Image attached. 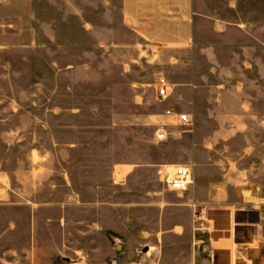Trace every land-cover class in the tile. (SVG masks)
<instances>
[{
  "label": "rangeland",
  "instance_id": "1",
  "mask_svg": "<svg viewBox=\"0 0 264 264\" xmlns=\"http://www.w3.org/2000/svg\"><path fill=\"white\" fill-rule=\"evenodd\" d=\"M112 2L114 11L119 10L118 0H34L36 22L26 32L33 35L36 56L10 48L15 42H8L6 55L0 56V177L22 195L19 201H51L39 219L40 260L45 264H174L171 209L186 202L188 191H168L157 173L164 165L192 167L193 127L166 123L171 136L159 142L153 118L144 122L141 108L116 102L121 100L117 93L121 75L101 72L102 67L118 64L105 48L117 37L111 31ZM204 3L202 11L211 10L222 22L247 23L241 27L247 34L240 36L223 23L201 27L198 50L183 53L200 67L198 84L213 90L209 97L220 98L225 90L227 98L238 97L236 91L246 88L249 97L264 101V0ZM26 39L22 44H30ZM66 63L75 66L69 73L62 71ZM154 63H147L150 71ZM153 107L146 111L151 116ZM260 109L264 112V105ZM132 113L134 122L114 120L115 115ZM236 124L232 129L240 130L238 137L214 139L212 174L228 185L264 195V123ZM69 142L80 147L65 158L70 157L75 179L72 190L82 193L85 204L72 210L68 220L72 225L83 221L88 230L79 262L59 250L62 202L67 196L62 186L63 147ZM127 163L140 166L117 187L114 166ZM73 235H78L74 229Z\"/></svg>",
  "mask_w": 264,
  "mask_h": 264
},
{
  "label": "crops",
  "instance_id": "2",
  "mask_svg": "<svg viewBox=\"0 0 264 264\" xmlns=\"http://www.w3.org/2000/svg\"><path fill=\"white\" fill-rule=\"evenodd\" d=\"M33 3L34 0H0V56L6 55L8 42L16 43L10 48L17 51L23 49L31 57L33 54L36 56L38 51L34 49L33 35L26 32L27 26L36 22L33 23ZM117 4L120 9L114 11V2L111 3L114 29L111 31L114 35L116 32L117 37L112 38L110 46L105 48L109 50L110 58L118 59V64L101 69L103 73L121 75L117 89L121 100L118 98L116 102L141 108L144 122L153 118L158 123L154 138L161 127L167 129L168 139L171 136L168 126L179 127L166 115L168 110L189 114L194 123L191 130L194 184L188 190L186 202L176 204L171 209L175 213L174 264H264V195L228 185L224 179L218 180L211 171L214 165L209 163L210 155L215 151L214 139H230L240 135L239 129H232L238 127L236 123H264V112L260 109L264 101L249 97L246 88L236 91L238 97L227 98L226 90L220 98L209 97L213 90L203 89L198 84L202 80L199 65L183 55L184 52L198 50L202 26L214 28L223 23L232 26L231 29L240 36H245L247 30L241 27L247 23L222 22L211 10L203 12L204 0H118ZM212 32L214 38L215 30ZM27 37L30 44H22ZM37 40L35 35L34 42ZM63 48L65 50L67 47ZM124 58L126 62H123ZM150 61L155 62L152 71L147 64ZM64 65V73H69L75 67L69 63ZM163 86L166 87L167 98L161 102L159 89ZM205 92L207 97L204 96ZM152 105L155 110L153 116L146 112ZM123 118L127 122H134L135 115L114 116L115 121ZM79 149L72 142L63 147L62 186L67 196L62 202L63 226L60 229L63 244L59 242L60 249L57 248L60 252L63 248L65 256L77 260L75 262H79L85 254L82 247L86 244L85 234L88 230L81 225L83 221L72 225L68 220L71 211L76 207L81 209L85 203L82 202V193L72 190L75 179L71 173L70 157L68 160L65 157L68 152L74 153ZM205 154L206 157L203 156ZM139 166L136 163L115 165L114 185L123 186ZM2 179L0 177V196H3V200H0V264H45L40 260L39 219L44 207L51 201L38 198L19 201L17 197L22 195L11 190ZM157 180L166 188L158 173ZM197 210L206 214V230L195 229ZM23 216L26 217L25 222ZM79 217L81 219L83 216L80 214ZM72 229L78 235L72 236ZM100 229V233H95L103 235L104 230ZM72 237H75V242H72ZM164 238L162 247L167 246ZM45 256L52 257V254L46 253ZM46 264H54V261Z\"/></svg>",
  "mask_w": 264,
  "mask_h": 264
},
{
  "label": "built area",
  "instance_id": "3",
  "mask_svg": "<svg viewBox=\"0 0 264 264\" xmlns=\"http://www.w3.org/2000/svg\"><path fill=\"white\" fill-rule=\"evenodd\" d=\"M160 101L167 98L166 87L159 89ZM166 115L173 119L174 123L181 129L193 127V120L189 114L178 113L174 110H168ZM169 133L165 127L159 128L155 132V138L158 141H166ZM160 181L166 186L169 191L184 193L187 192L194 184V172L191 166L182 165H165L158 171ZM197 208V206L195 205ZM198 209V208H197ZM207 217L203 211L196 212L195 222L198 230H206ZM206 222V223H205Z\"/></svg>",
  "mask_w": 264,
  "mask_h": 264
}]
</instances>
